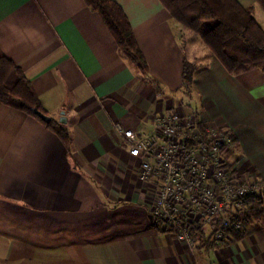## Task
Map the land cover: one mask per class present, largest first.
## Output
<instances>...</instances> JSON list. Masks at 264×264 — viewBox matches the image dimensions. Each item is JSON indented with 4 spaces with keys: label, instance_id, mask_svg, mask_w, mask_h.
Listing matches in <instances>:
<instances>
[{
    "label": "crops",
    "instance_id": "obj_1",
    "mask_svg": "<svg viewBox=\"0 0 264 264\" xmlns=\"http://www.w3.org/2000/svg\"><path fill=\"white\" fill-rule=\"evenodd\" d=\"M115 1L145 75L84 0H0V51L71 141L68 152L38 119L0 102V264H264V211L246 215L248 199L241 229L220 243L190 249L171 228L153 225L152 189L114 129L118 122L146 134L155 114L174 110L229 130L236 141L226 160L256 185L249 195L264 208V70L229 73L160 0ZM236 1L264 30L258 0ZM183 62L192 68L189 97ZM203 224L210 234L212 223Z\"/></svg>",
    "mask_w": 264,
    "mask_h": 264
},
{
    "label": "built area",
    "instance_id": "obj_2",
    "mask_svg": "<svg viewBox=\"0 0 264 264\" xmlns=\"http://www.w3.org/2000/svg\"><path fill=\"white\" fill-rule=\"evenodd\" d=\"M114 129L137 160L138 179L152 189V221L170 226L190 249L196 244L192 229L198 223L219 222L214 243L222 242L228 230L241 229L238 213L256 185L226 160L233 144L230 134L205 125L202 130L191 113L174 110L155 114L146 134L118 122Z\"/></svg>",
    "mask_w": 264,
    "mask_h": 264
},
{
    "label": "trees",
    "instance_id": "obj_3",
    "mask_svg": "<svg viewBox=\"0 0 264 264\" xmlns=\"http://www.w3.org/2000/svg\"><path fill=\"white\" fill-rule=\"evenodd\" d=\"M92 10L98 12L104 24L114 38L118 50L134 65L142 75L148 72V65L134 35L131 23L115 0H84ZM168 12L180 23L196 32L211 52L219 59L229 73H237L252 68L264 70V30L252 14L250 6L241 5L236 0H160ZM264 8V0H258ZM192 68L183 62L182 88L187 97L191 94ZM0 102L26 112L38 119L46 128L55 133L70 152V134L67 127L51 118L49 122L42 121L35 113L38 110L44 114L40 99L32 87L24 71L12 59L0 51ZM196 124L203 130L204 124L193 115ZM225 133L232 134L227 129ZM236 140L232 136V143ZM255 195H249L245 207L247 214L254 209L258 213L264 211L259 207ZM257 213V214H258ZM153 225L162 229L156 220ZM218 221L213 222L209 229L216 231ZM206 224L198 223L192 229L196 241L213 242L211 233L206 235ZM238 232H233L236 234Z\"/></svg>",
    "mask_w": 264,
    "mask_h": 264
},
{
    "label": "water",
    "instance_id": "obj_4",
    "mask_svg": "<svg viewBox=\"0 0 264 264\" xmlns=\"http://www.w3.org/2000/svg\"><path fill=\"white\" fill-rule=\"evenodd\" d=\"M34 113L44 122H49L51 120V117L47 114H44L38 110H34Z\"/></svg>",
    "mask_w": 264,
    "mask_h": 264
}]
</instances>
